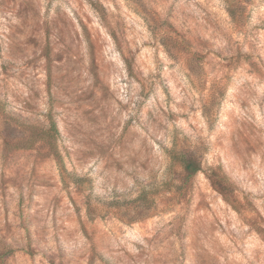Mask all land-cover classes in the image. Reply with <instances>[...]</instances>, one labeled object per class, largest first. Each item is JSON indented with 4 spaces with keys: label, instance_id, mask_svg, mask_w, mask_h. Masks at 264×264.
I'll list each match as a JSON object with an SVG mask.
<instances>
[{
    "label": "rangeland",
    "instance_id": "1",
    "mask_svg": "<svg viewBox=\"0 0 264 264\" xmlns=\"http://www.w3.org/2000/svg\"><path fill=\"white\" fill-rule=\"evenodd\" d=\"M0 264H264V0H0Z\"/></svg>",
    "mask_w": 264,
    "mask_h": 264
},
{
    "label": "trees",
    "instance_id": "2",
    "mask_svg": "<svg viewBox=\"0 0 264 264\" xmlns=\"http://www.w3.org/2000/svg\"><path fill=\"white\" fill-rule=\"evenodd\" d=\"M57 156V162H58V167L60 169V175H61V179L62 182L64 183L65 186H69V184L72 182L74 184L77 185V187L79 188L83 183V178L74 174V173H70L68 171H66L63 162L61 160V158ZM181 165H182V169L187 172L188 174H192L196 171V168L193 167V165H191V163L189 161H185L184 159H182L181 161Z\"/></svg>",
    "mask_w": 264,
    "mask_h": 264
}]
</instances>
